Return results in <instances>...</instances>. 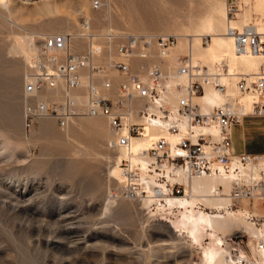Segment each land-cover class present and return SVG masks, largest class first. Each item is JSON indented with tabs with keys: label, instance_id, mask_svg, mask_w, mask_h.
<instances>
[{
	"label": "rangeland",
	"instance_id": "374dc122",
	"mask_svg": "<svg viewBox=\"0 0 264 264\" xmlns=\"http://www.w3.org/2000/svg\"><path fill=\"white\" fill-rule=\"evenodd\" d=\"M224 1L181 0L171 5L167 0H102L98 9L91 7V0L0 3V264H205L203 248L209 239L200 245L191 243L185 232L175 233L167 221L173 216L156 213L154 201L145 204L114 197L119 184L109 168L114 167L118 153L108 147L112 135L104 117L76 116L65 127L52 117H42L25 126V104L37 99L59 100L60 95L24 94L29 59L10 50L29 36L37 51L43 35L75 34L83 19L90 21L94 33L193 34L195 43L196 38H202L206 46L210 38L214 41V22L226 24ZM245 1L241 11L228 14V18L239 26L246 11L249 26L264 28V4L260 8L259 0ZM148 13L156 16L147 17ZM186 45L187 41L182 42L174 53H187ZM83 47L81 43L77 50ZM232 49L231 42L229 49L211 52L202 62L210 65L219 61L222 52L233 55ZM229 68L239 76L252 74L241 67L239 58L230 61ZM113 74L117 83L118 74ZM78 94L82 95L74 92ZM92 120L104 121L105 133H95ZM237 128L240 135L242 123L233 129L236 153L243 151V137L236 135ZM244 128L248 150L264 154V117H245ZM108 201L110 208L106 209ZM244 204L253 205L242 200L239 205L233 203L232 209L242 211ZM197 205L216 212L205 204ZM250 206L246 207L249 212ZM259 206L262 215L246 219L257 227L264 219V207ZM236 228L234 224L219 234L225 258L229 260L230 238L238 237L242 239L241 264H254L259 257L258 240L244 227Z\"/></svg>",
	"mask_w": 264,
	"mask_h": 264
},
{
	"label": "built area",
	"instance_id": "2783aa9c",
	"mask_svg": "<svg viewBox=\"0 0 264 264\" xmlns=\"http://www.w3.org/2000/svg\"><path fill=\"white\" fill-rule=\"evenodd\" d=\"M227 13L236 14L245 0H226ZM102 0H91L98 9ZM238 54L264 55V30L251 26L229 27ZM176 35L127 33L107 30L94 33L83 19L79 32L45 34L29 60L23 92L35 96L44 90L61 93L60 101L25 105V126L52 117L60 127L76 116H102L112 133L108 147L121 153L117 166L123 183L114 197L136 202L185 194L188 179L205 175L233 174L231 196L264 207V154L234 152L231 127L247 116L264 117V62L253 74L231 73L224 60L206 65L191 53H174ZM83 44L81 50L77 46ZM87 78L82 79V70ZM113 72H117L116 83ZM237 78V79H235ZM206 86L225 95L232 86L250 95L252 110L244 113L229 99L202 109L194 99ZM85 96L82 105L73 92ZM170 90L175 91L174 103ZM176 135L171 142L167 135ZM147 137L148 147L132 150L134 139ZM252 217V216H250ZM230 238L229 260L244 261L239 245ZM264 239L259 240V247Z\"/></svg>",
	"mask_w": 264,
	"mask_h": 264
},
{
	"label": "bare ground",
	"instance_id": "6f19581e",
	"mask_svg": "<svg viewBox=\"0 0 264 264\" xmlns=\"http://www.w3.org/2000/svg\"><path fill=\"white\" fill-rule=\"evenodd\" d=\"M171 5L172 3H181V0H167ZM255 1V0H254ZM226 2V0L224 1ZM260 8H263L262 5L264 4V0H259ZM1 4H6V0H0ZM251 3V2H250ZM248 5V4H247ZM227 7V2H226ZM241 11V9H240ZM158 12V11H157ZM161 12V11H159ZM246 12V11H245ZM245 12H243L240 16L239 26L235 25L234 23L236 20H230L228 18V13L225 14L226 24H218L214 22L215 27V34L213 35L214 41L206 46L202 43V38L198 39V43H195L193 39H195V35L193 34H186V35H179L176 34L178 42L175 48H178L182 42L187 41V52L191 53L192 57L196 61L202 62L203 60H207V55L209 53H215L216 51H221L224 49H229L230 44L232 42V53L225 51L222 52L217 58L219 61L224 60L229 72L235 73V69H230V61L233 62L234 58H239L241 67L250 73H254V71L258 68L260 63L264 62V55H246V54H238L234 49L233 39L230 35L227 34V30L229 27H238L239 29H243L245 26H249V16H245ZM162 15V14H161ZM142 16V14H141ZM156 15H151L150 13L147 14V17H154ZM163 16V15H162ZM144 18V17H143ZM258 31H263L264 28L261 29L258 27H254ZM33 37H26L25 39L22 38L20 42L16 43L11 47L12 52L14 53H21L27 58V60L31 59L33 54L36 51V48L32 41ZM251 56V59L247 57ZM197 59H196V58ZM216 58V59H217ZM203 63V62H202ZM207 62H205L206 64ZM261 63V64H262ZM209 65V64H208ZM241 73V72H240ZM87 78L86 70H82V79L85 81ZM114 80L116 81L117 78L115 77ZM74 92H79L74 91ZM73 92V100L77 103H84L85 96L82 95H74ZM41 93H50L55 94L58 93L60 95L59 100H61V93L58 89L54 91L44 90ZM38 94V93H37ZM175 91L170 90L169 99L171 103H174L175 98ZM36 96V95H35ZM75 97V99H74ZM254 97L250 95H240L232 86H229L227 89V93L222 95L218 93L215 89L211 86H206L204 90V94L198 96L194 99V101L200 105L202 109H208L215 105H220L221 103L225 102L226 100L234 101L238 104V108L244 113H250L252 110V100ZM43 101L38 100L36 102ZM49 101H43L48 103ZM26 105V104H25ZM87 117H95L98 118L100 116H87ZM237 124H233L231 127V138L233 137V129ZM105 122L101 120H92V129H94L98 133V135H102L104 131ZM110 130V129H109ZM109 133V132H108ZM99 135V136H100ZM110 135H112L110 131ZM104 136V135H103ZM113 136V135H112ZM168 139L171 142H175L177 140L176 135H167ZM149 139L147 137L137 138L134 139L132 142V150L136 151L140 148L148 147ZM233 148V142H232ZM117 153V152H116ZM122 154L118 153L116 159L113 163L114 167L111 169L109 168V172L114 176L117 177L118 184L123 183V178L120 173V169L117 166L119 158ZM108 158H110L108 156ZM111 177V176H110ZM233 174L227 175H205L200 177H195L192 179H188L185 182V194L181 196H167L163 199V201H154V199L149 198L145 199L142 202L145 204H149L150 202H155V212H159L161 215H172L173 218L168 219V227L172 229L175 233L179 232L180 234L185 232L189 237L191 243H197L202 245L204 239H209L208 245L203 248V254L205 259V264H236L234 260H227L225 258V249L222 247L223 240L222 237L219 236L220 233L223 231L231 228L234 224L237 228L236 231H240L241 227H244L246 231H248L251 236L256 238V249L258 253V259L254 262V264H264V246L261 248L259 247V240L264 239V219L263 222L260 223V227L254 226V222L247 221V218L250 216H257L256 214L262 215V208L259 206V203L255 200L253 205L250 206V212L246 209L247 204L244 206L242 205L241 210H233V198L231 192V181L233 180ZM242 201V200H241ZM247 201V200H243ZM110 202L108 201L106 205V209L110 208ZM205 204L210 208L216 210L214 213L206 212L201 209L197 204ZM151 204V203H150ZM254 213H253V212ZM163 217V216H162ZM264 217V216H263ZM241 219L240 222L237 223L238 219ZM163 219V218H162ZM246 220V221H245ZM244 221V222H243ZM246 222V223H245ZM254 226V227H253ZM256 227V228H255ZM233 229V228H232ZM243 229V228H242ZM63 232V231H62ZM186 236V237H187ZM199 245V246H200ZM201 247V246H200ZM242 257V255H241ZM234 261V262H233Z\"/></svg>",
	"mask_w": 264,
	"mask_h": 264
},
{
	"label": "crops",
	"instance_id": "0c3cea01",
	"mask_svg": "<svg viewBox=\"0 0 264 264\" xmlns=\"http://www.w3.org/2000/svg\"><path fill=\"white\" fill-rule=\"evenodd\" d=\"M237 131H236V135L240 138L241 137V139H242V137H243V151L244 152H247V153H256V151L258 150H248V146H247V142H248V140L246 139V132H245V128H244V119H243V121H242V135L240 134L239 135V129L237 128L236 129ZM255 130H259L258 128L257 129H255ZM253 131V130H252ZM257 133H258V131H257ZM258 148V147H257ZM236 150H241V149H239V148H236Z\"/></svg>",
	"mask_w": 264,
	"mask_h": 264
}]
</instances>
